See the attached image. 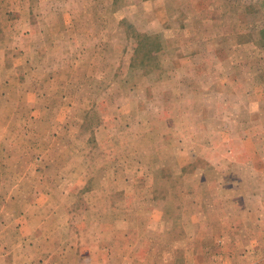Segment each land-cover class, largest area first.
<instances>
[{
  "label": "rangeland",
  "instance_id": "1",
  "mask_svg": "<svg viewBox=\"0 0 264 264\" xmlns=\"http://www.w3.org/2000/svg\"><path fill=\"white\" fill-rule=\"evenodd\" d=\"M0 264H264V0H0Z\"/></svg>",
  "mask_w": 264,
  "mask_h": 264
},
{
  "label": "crops",
  "instance_id": "2",
  "mask_svg": "<svg viewBox=\"0 0 264 264\" xmlns=\"http://www.w3.org/2000/svg\"><path fill=\"white\" fill-rule=\"evenodd\" d=\"M249 251V250H248Z\"/></svg>",
  "mask_w": 264,
  "mask_h": 264
}]
</instances>
